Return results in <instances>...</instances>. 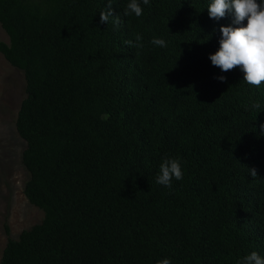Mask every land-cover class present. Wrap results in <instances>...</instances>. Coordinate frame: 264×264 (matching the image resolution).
Returning <instances> with one entry per match:
<instances>
[{
  "label": "trees",
  "instance_id": "16d2710c",
  "mask_svg": "<svg viewBox=\"0 0 264 264\" xmlns=\"http://www.w3.org/2000/svg\"><path fill=\"white\" fill-rule=\"evenodd\" d=\"M128 2L112 0L117 28L99 23L107 0H0V54L25 82L23 195L43 213L0 264L264 257V83L208 59L232 18L210 19V0H149L140 17ZM166 157L184 173L171 188L155 182Z\"/></svg>",
  "mask_w": 264,
  "mask_h": 264
},
{
  "label": "clouds",
  "instance_id": "9594fccd",
  "mask_svg": "<svg viewBox=\"0 0 264 264\" xmlns=\"http://www.w3.org/2000/svg\"><path fill=\"white\" fill-rule=\"evenodd\" d=\"M141 4L148 5L149 0H129L124 15L134 14L140 17L143 14ZM208 17L219 21L230 16L229 26L219 27V47L214 54L209 55L211 65L221 72L235 69L243 74V81L254 87L264 83V0H210L207 6ZM111 22L117 28L122 23L118 15L112 10V0H107V7L99 14V23L106 25ZM246 21V23H245ZM142 37L136 36V44L131 40L124 41L129 47H143L140 43ZM151 43L156 46L166 47L163 39L153 38ZM219 82H226V77H216ZM253 108L258 109L259 103H254ZM261 134L264 135V124L260 125ZM252 178L257 177L255 168H247ZM180 161L175 158H164L156 176V183L167 188L172 187V180L183 179ZM156 264H172L168 258L157 260ZM238 264H264V257L256 251L244 256Z\"/></svg>",
  "mask_w": 264,
  "mask_h": 264
},
{
  "label": "rangeland",
  "instance_id": "374dc122",
  "mask_svg": "<svg viewBox=\"0 0 264 264\" xmlns=\"http://www.w3.org/2000/svg\"><path fill=\"white\" fill-rule=\"evenodd\" d=\"M0 40L8 43L1 27ZM24 97L22 72L0 54V258L9 238L16 239L43 217L42 211L23 195L29 176L21 163L25 142L15 130V119Z\"/></svg>",
  "mask_w": 264,
  "mask_h": 264
}]
</instances>
